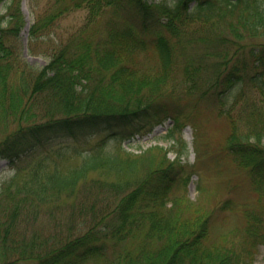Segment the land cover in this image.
<instances>
[{
    "label": "trees",
    "instance_id": "trees-1",
    "mask_svg": "<svg viewBox=\"0 0 264 264\" xmlns=\"http://www.w3.org/2000/svg\"><path fill=\"white\" fill-rule=\"evenodd\" d=\"M75 11L85 12L82 25L47 42ZM22 26L21 0H0V159L14 168L0 189V264H255L264 247V69L245 70L264 64V0H48L26 43L42 67L22 57ZM203 98L218 105L224 149L261 204L243 207L242 225L221 244L208 242L216 217L202 205L205 188L194 200L186 190L190 112L180 104ZM168 118V147H122ZM64 139L88 143L66 166L42 153Z\"/></svg>",
    "mask_w": 264,
    "mask_h": 264
},
{
    "label": "rangeland",
    "instance_id": "rangeland-1",
    "mask_svg": "<svg viewBox=\"0 0 264 264\" xmlns=\"http://www.w3.org/2000/svg\"><path fill=\"white\" fill-rule=\"evenodd\" d=\"M48 0H21V12L23 17V26L19 32V44L22 47V57L34 67H42L46 60L40 55H29L24 49L27 41V31L29 25L34 21L37 14H41ZM157 1V0H151ZM4 13V10H2ZM84 11H75L64 18L60 19L45 40L52 41L58 38H65L68 34L79 28L84 20ZM25 50V51H24ZM155 55L147 54L143 58L147 65L155 64ZM254 64H246V73L252 74L254 70H263L264 64L253 69ZM247 81V80H246ZM241 87L235 86V90L225 99V108L233 101L235 92ZM248 87V83H247ZM172 93V91H171ZM185 112H190V122L182 129V138L188 148L186 157V170L189 173V181L186 190L189 199L194 200L197 196V186L200 184L204 189L202 205L208 210L215 209V219L213 222L208 242L220 243L221 236L230 230H236L242 225V208L247 206L249 209H259L261 205L256 197V193L251 187L249 178L245 171L234 162L232 156L224 149V141L228 133L227 122L224 118L217 115L218 105L213 98L200 101L192 108V105L183 102ZM189 106V107H188ZM172 120L170 118L155 126L151 132L135 136L130 144L123 143L122 147L133 153H140L147 148L159 145L164 148L168 147L171 142L163 139V136L170 127ZM97 137L89 141L96 140ZM88 141V142H89ZM88 145L86 140L72 141L69 139L53 143V147L44 148L42 153L52 154L57 164L62 166L70 165L78 160L74 155L73 149L80 151ZM111 148V146H108ZM50 149V151H49ZM61 153V156L57 154ZM168 158L173 159L174 153L169 152ZM14 174V168L7 161L0 159V189L2 184L9 180ZM226 200H231L235 206V211L230 212L219 210V206ZM237 206V207H236ZM46 219V217H43ZM230 236V235H229ZM227 236L225 244H229L235 239ZM255 264H264V247L260 246L256 253ZM18 264H37L34 261L20 262Z\"/></svg>",
    "mask_w": 264,
    "mask_h": 264
}]
</instances>
